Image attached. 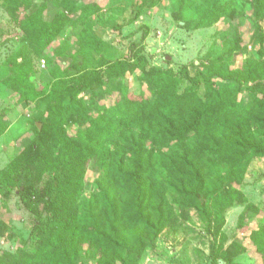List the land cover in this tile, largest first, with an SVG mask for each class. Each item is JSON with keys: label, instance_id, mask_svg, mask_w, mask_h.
<instances>
[{"label": "trees", "instance_id": "16d2710c", "mask_svg": "<svg viewBox=\"0 0 264 264\" xmlns=\"http://www.w3.org/2000/svg\"><path fill=\"white\" fill-rule=\"evenodd\" d=\"M34 1L2 0L7 12L19 19L31 46L57 33L53 24L43 22V9L30 11ZM86 2L63 0L67 8L79 12L81 24L101 10ZM229 6L218 3L204 13L197 26L213 27L228 16ZM252 6L254 14L264 21V0H252ZM82 42L98 49L110 47L95 35ZM10 69L23 83L24 72L14 64ZM138 70L147 87L143 95L129 98L123 93L114 106L100 108L98 116L82 109L73 112L80 127L88 126L89 138L83 147L52 121L60 119L57 114L66 101L73 102L99 73L87 71L71 82L40 91L35 87L37 81L23 90L21 94L27 93L25 98L30 102L46 97L54 110L36 124V139L8 169L23 174L27 171L21 168L52 171L57 166L55 158L67 159V163L60 181L45 198L52 215L46 223L36 222L41 238L35 254L15 256V263L5 264H80L83 253H92L97 264H139L144 250L156 248L178 209L194 210L208 223L213 264H235L234 258L248 252L238 242L220 247L219 238L222 236L224 242L227 207L248 202L235 187L243 184L253 159L264 158V91L253 85L264 81V63L248 60L241 69L209 68L192 75L187 66L177 70L149 67L147 57L139 53L131 63L111 64L106 74L119 81L126 72ZM244 91L250 97L246 104L240 100ZM50 136L60 143L57 157L53 156ZM112 143L115 147L110 150L107 146ZM92 163L103 171L106 185L79 204ZM248 209L258 211L254 204ZM250 239L253 252L264 264V224Z\"/></svg>", "mask_w": 264, "mask_h": 264}, {"label": "rangeland", "instance_id": "374dc122", "mask_svg": "<svg viewBox=\"0 0 264 264\" xmlns=\"http://www.w3.org/2000/svg\"><path fill=\"white\" fill-rule=\"evenodd\" d=\"M86 1V5H98L101 10L81 24L77 20L79 12L67 8L63 0H35L30 11L43 9V22L53 24L57 33L54 38L46 37L31 46L19 27V19L9 14L0 0V261L4 264L15 263V256L35 254L41 238L36 222L46 223L52 215L45 198L53 184L60 181L63 165L67 163V159L55 158L53 164L57 166L52 171L21 168L27 171L23 174L8 169L36 139V124L54 110L46 97L28 101L27 93L21 94L26 87L39 81L35 87L40 91L71 82L87 71L99 73L87 90L75 95L73 102L66 101L58 111L60 119L52 121L53 126L57 125L58 130L62 127L67 136L83 147L89 138L88 126L80 127L73 112L82 109L98 116L100 108L114 106L123 99V93L138 98L147 88L140 70L126 72L119 81L108 78L106 69L111 64L131 63L142 53L149 67L177 70L187 66L195 75L209 68L241 69L248 60L264 63V21L254 14L252 0ZM218 3H230L228 16L213 27L199 28L197 24L204 13ZM93 35L110 47L98 49L82 42L93 39ZM233 51L236 53L231 55ZM11 64L24 72L23 83L10 69ZM253 85L264 91V81ZM240 100L244 104L250 102L247 91ZM59 145L58 141H52L54 157L61 153ZM107 147L114 149L115 144ZM27 157L30 162L32 155ZM105 180L98 164H89L79 204L100 191L106 185ZM235 188L243 192L248 202L227 207L225 238L222 242L220 236V247L238 242L248 252L234 258L235 264H263V259L253 252L250 237L264 224V158L253 159L243 184ZM250 204L258 211L248 209ZM208 229V223L196 211L178 209L176 219L159 236L156 248L144 250L139 264H213ZM80 264L97 262L92 253H83Z\"/></svg>", "mask_w": 264, "mask_h": 264}, {"label": "water", "instance_id": "95a60500", "mask_svg": "<svg viewBox=\"0 0 264 264\" xmlns=\"http://www.w3.org/2000/svg\"><path fill=\"white\" fill-rule=\"evenodd\" d=\"M169 60V58H167Z\"/></svg>", "mask_w": 264, "mask_h": 264}]
</instances>
